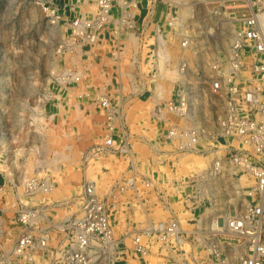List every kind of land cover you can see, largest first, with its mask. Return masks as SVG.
<instances>
[{
	"label": "built area",
	"instance_id": "built-area-1",
	"mask_svg": "<svg viewBox=\"0 0 264 264\" xmlns=\"http://www.w3.org/2000/svg\"><path fill=\"white\" fill-rule=\"evenodd\" d=\"M85 1L93 2V14L76 17L70 26L80 42L79 47L92 46L96 58L109 55L117 66L114 76L117 81L132 76L130 71L125 73L124 66H139V72L140 66H149L150 74L140 72L141 85L119 94L153 95L149 117L158 130L162 129L158 151L160 147L165 154L177 158L213 150L215 158L209 172L192 171L164 187L158 186V206L169 212V216L147 217L135 226L131 224L132 230H124L122 236L118 235L114 217L121 195L127 190L138 192L142 186L146 189L152 183L139 184L133 173L108 190H101L95 180H85L79 211L64 221L51 220L46 207L29 205L19 195V201L11 204V208L8 206L14 212L10 224L19 229L17 236L13 233L14 227H5L6 208L0 204V264H117L122 256L140 258L147 264H183L182 259L168 258L167 253L173 251L182 258L193 259L198 255V245L204 246L202 264H264V0H231L243 1L245 4L237 5L238 8L246 6L248 10L241 14L233 11L225 17L240 25L234 27L230 51L222 61L214 58L211 66V90L223 101L218 132L212 135L201 124L174 120L191 119V87L178 78L190 72L194 60L186 54L194 44L190 35L178 37V31L185 30L184 24L189 18L182 21L183 26L178 20L182 19V6L191 7L194 14L193 0ZM209 32L214 33V28ZM101 43L105 44L103 52L97 46ZM162 50L166 54L164 59ZM161 63L179 74L170 94L164 85L158 84L166 77ZM95 101L105 116L103 143L98 151L131 156L133 142L126 131L128 125L122 123L120 102H114L110 93L101 91ZM208 135L213 140L219 136L234 138L239 145L226 155L214 148H200ZM225 164L239 168L240 175L234 174L241 176L239 181L250 182L235 189L238 197L243 196V207L235 213L212 217L211 223L204 226L202 212L196 216V209L208 197L206 178H222ZM9 183L19 193L15 179L9 178ZM176 187L182 188L179 189V210L169 200L171 189ZM23 190L25 196L46 191V182L31 178ZM215 219L218 228L212 227ZM193 221H197L195 227L189 228L187 223ZM152 257L157 258L153 263Z\"/></svg>",
	"mask_w": 264,
	"mask_h": 264
},
{
	"label": "rangeland",
	"instance_id": "rangeland-1",
	"mask_svg": "<svg viewBox=\"0 0 264 264\" xmlns=\"http://www.w3.org/2000/svg\"><path fill=\"white\" fill-rule=\"evenodd\" d=\"M191 3L194 14L186 22L187 29L178 31V37L187 34L194 41L193 48L186 54L194 60L190 72L179 79L175 70L176 78L163 76L164 80H159L158 84L164 85L169 94L177 78L190 84L194 99L191 119L174 120L201 124L212 135L218 132L223 101L211 90V66L214 58L221 61L220 56L227 55L234 27L240 25L225 17L248 8H238L237 5L245 4L243 1L193 0ZM94 9L93 2L85 0H0V141L3 138L0 142V185L3 188L0 204L7 202L11 208L21 195L20 199L29 205L46 207L51 220L64 221L79 211L85 180L98 181L102 190H108L133 173L139 184L152 183L146 189L142 186L138 192L127 190L121 195L114 217L118 235L122 236L124 230H132L131 224L135 226L145 219L147 205L152 213L157 211L158 217L169 216V212L158 206V186L164 187L192 171L209 172L215 153L210 150L176 158L165 154L160 147L158 151L162 129L158 130L149 112L143 110L152 96L119 94L141 85L140 72H148L149 66H140V72L139 66H124L125 73L130 71L132 76L117 81L114 79L117 66L110 58L107 56L111 64L103 60V55L96 58L90 45L82 49L71 32L72 21L78 16L92 15ZM210 28H214V33L209 32ZM216 31L224 33L228 42L226 48ZM97 46L102 50L105 44ZM165 66L170 68L168 73L174 72L169 65ZM77 75L80 79H76ZM149 87L156 90L154 85ZM100 91L110 93L114 102L122 106V123L128 125L126 131L133 142L131 156L98 151L103 143L105 121L104 112L95 101ZM211 135L200 148H214L226 155L239 145L237 139L219 136L213 140ZM19 148H25L22 156L16 154ZM225 170L222 178H206L208 197L196 209V216L202 212L204 226L211 223L212 217L235 213L243 207V196L238 197L235 189L237 185L250 182L239 181L241 176L234 175H240L239 168L232 164H225ZM9 178L15 179L19 193L15 192ZM31 178L46 182L47 190L25 196L23 188ZM179 189L182 188L171 189L169 199L175 204V210L181 209ZM130 217L136 221L130 223L133 221ZM196 222L187 225L192 228ZM219 223L221 225V219ZM203 249L201 245L196 247L197 261L196 258H182L173 251H169L167 257L182 259L183 264H202ZM150 259L152 263L157 260ZM117 264L147 263L140 258L122 256Z\"/></svg>",
	"mask_w": 264,
	"mask_h": 264
},
{
	"label": "bare ground",
	"instance_id": "bare-ground-1",
	"mask_svg": "<svg viewBox=\"0 0 264 264\" xmlns=\"http://www.w3.org/2000/svg\"><path fill=\"white\" fill-rule=\"evenodd\" d=\"M191 14H192V8L191 7H188V6H182L181 7V9H180V15L182 16V19H180V20H178V22L180 23V25H182L183 26V22L182 21H185V20H187L190 16H191ZM188 23V22H187ZM190 23V22H189ZM192 23V22H191ZM186 24H184V29L186 30L187 29V26H185ZM206 25V24H205ZM207 26V25H206ZM210 27V26H209ZM217 32V31H216ZM217 38L218 39H220V38H223L222 40H223V43H224V45H225V48L227 47L226 45H227V39L224 37V33L222 34H220V32H217ZM234 38H232V40H233ZM218 41V40H217ZM194 42V41H193ZM220 43V42H219ZM227 51H228V49H227ZM230 51V50H229ZM228 51V52H229ZM161 55H162V59H164V56H166V54H165V51L164 50H162L161 52ZM226 56V55H225ZM225 56H220V60L222 61L223 59H224V57ZM161 65V70H162V72L164 73H166L165 75L166 76H169V77H172V78H176V73H175V70H173L174 72H172L171 70V72L170 73H168V71L169 70H167L166 69V67H165V65L163 64V63H161L160 64ZM167 65V64H166ZM160 73V72H159ZM180 79V78H179ZM194 100V99H193ZM212 101V100H211ZM192 109H193V106H192ZM195 113V112H194ZM34 115V114H33ZM193 115V114H192ZM194 116V115H193ZM192 116V117H193ZM195 116H196V114H195ZM195 116H194V118H195ZM38 117V116H37ZM197 117V116H196ZM38 119V118H37ZM43 119V118H42ZM39 120H41V119H39ZM192 120H194V119H192ZM200 122V121H199ZM181 123V122H180ZM3 137V136H2ZM19 137V136H18ZM2 140H3V138H1ZM6 139V138H5ZM2 140L0 141V142H2ZM4 145H5V143H4ZM3 144H2V146H4ZM8 145H10V143H8ZM5 146H7V145H5ZM10 147H11V145H10ZM4 149V148H3ZM25 148H19V149H17V152H16V154H17V156H22V154L24 153L23 151H25L24 150ZM2 151V150H1ZM4 151V150H3ZM8 151V150H7ZM46 162V161H45ZM9 164V163H8ZM8 164L6 165L7 166V168H9L8 167ZM44 164H46V163H44ZM42 168V167H41ZM11 169V168H10ZM26 178V177H25ZM213 227L214 228H218L219 226L217 225V223L215 222L214 224H213Z\"/></svg>",
	"mask_w": 264,
	"mask_h": 264
},
{
	"label": "crops",
	"instance_id": "crops-1",
	"mask_svg": "<svg viewBox=\"0 0 264 264\" xmlns=\"http://www.w3.org/2000/svg\"><path fill=\"white\" fill-rule=\"evenodd\" d=\"M104 56V57H103ZM102 57H103V60L105 61V62H107V63H109V64H111V59L109 60V55H107V54H105V55H103ZM109 58H108V57ZM101 57V58H102ZM102 60V61H103ZM109 80H108V78H107V82H108ZM110 82H113L114 83V80H113V78H110ZM122 96H124L123 94H121ZM149 96H152V101H151V99H149L148 100V103L146 104V106L145 107H143V110H145L146 112L148 111L149 112V115H150V112H151V108H152V106H153V104H154V97H153V95L152 94H149ZM151 98V97H150ZM94 106H95V104H94ZM95 108H96V106H95ZM97 109V108H96ZM97 182V184H98V186H99V188H100V182H98V181H96ZM101 189V188H100ZM102 190V189H101ZM5 208H6V211H5V213H3V218H4V222H5V227H8V226H11V227H14V225H12V224H10L11 222H12V218L14 217V212L11 210V209H9V207H8V205H6L5 203L4 204H2ZM155 205H157V204H155ZM156 207V206H155ZM146 209H148V210H146ZM145 209V219H146V216L147 217H153V218H158V214H156V210L154 211V213H152V211H151V209L152 208H150V206L149 205H147V208ZM152 215V216H151ZM127 217V216H126ZM130 218H132V217H130ZM133 220H135V218H132ZM140 220H142L143 218H139ZM144 219V220H145ZM143 220V221H144ZM136 221V220H135ZM141 222V221H140ZM15 228V229H14ZM13 228V230H14V235L15 236H17V234L19 233V229L18 228H16V227H14ZM124 230V229H123Z\"/></svg>",
	"mask_w": 264,
	"mask_h": 264
}]
</instances>
